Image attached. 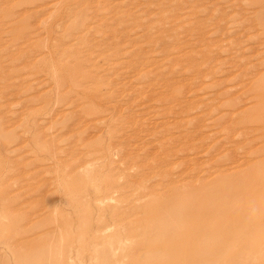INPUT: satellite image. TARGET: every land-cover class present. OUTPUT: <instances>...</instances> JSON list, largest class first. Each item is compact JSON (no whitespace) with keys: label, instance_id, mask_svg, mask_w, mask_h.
Here are the masks:
<instances>
[{"label":"rangeland","instance_id":"rangeland-1","mask_svg":"<svg viewBox=\"0 0 264 264\" xmlns=\"http://www.w3.org/2000/svg\"><path fill=\"white\" fill-rule=\"evenodd\" d=\"M260 169L264 0H0V264H264L186 219Z\"/></svg>","mask_w":264,"mask_h":264},{"label":"bare ground","instance_id":"bare-ground-1","mask_svg":"<svg viewBox=\"0 0 264 264\" xmlns=\"http://www.w3.org/2000/svg\"><path fill=\"white\" fill-rule=\"evenodd\" d=\"M262 165H263V163H262ZM262 174H264V169H263V171L260 169L259 171L255 172V174H252V175L262 176ZM222 176L223 175L219 174L218 177L210 180V182L208 184L211 183L213 185V187L208 188V186H210V185H207L204 183L205 185L204 184H202V185H204L205 188H201V186H200V189H201V190L199 189L200 191L193 192L196 194H194V196L192 195L191 199L193 200V198H195L196 200H194L192 202H188V205L186 206V219L188 217H191V219L193 218V220H191L192 225L190 226V228L187 229L188 230L187 233L189 231H193V232H195V234L198 237L202 236V237L206 238L207 235H209L212 232V233L216 234L217 237L222 235L221 236L222 238L229 239L228 238L229 237L228 236V230H230L231 228H234V227L236 228V226H239V227L245 226L246 227V224L250 221L251 218H253L254 221H256V222L264 223V213H262L263 209L261 211L260 206L256 205L255 207H257L258 209L253 211V205L254 204H252V203H254V200L258 201V198L260 196L264 197V186L262 188H259L255 185L250 186V185H245V184L240 183L239 185L235 184V185H232V187H226L228 185L227 184L228 182L225 179V177H222ZM246 194H247V196H245ZM245 197H247V198H245ZM248 200L251 201V204L246 205ZM230 202H232V203L228 204ZM245 205H246V207H245ZM260 212H261V214H260ZM244 213H245V215H243ZM241 215H243V216H241ZM224 216L235 217L234 222L232 225L230 224V227H229V224H227V225L222 224V222H221L222 220L219 223L215 224L214 222H209L210 218H208V219L206 218V217H217V219H218V217L221 218ZM210 221H212V220H210ZM213 224H215V225H213ZM247 228H252V227L247 226ZM175 229H176V227H175ZM175 229H174V231H175ZM149 230H150V228H149ZM153 231H151V233ZM151 233H149V234H151ZM257 234L258 233H255L253 236H256ZM182 235L185 238L186 237V231H183ZM202 237H201V240H202ZM164 247H165V245H164ZM206 248H207V246H206ZM165 250H168L167 254L170 256H174L177 253L183 255V259H180V260H174V259L171 260L170 259L168 264H191V262H192V260H191V262L188 260L189 263H186V240H182V241L178 242V244L177 243L176 244H170L169 246L166 247ZM223 252H224V250H221V251L218 250L215 254L217 257H219L220 255L224 254ZM210 262H208V263H210Z\"/></svg>","mask_w":264,"mask_h":264}]
</instances>
